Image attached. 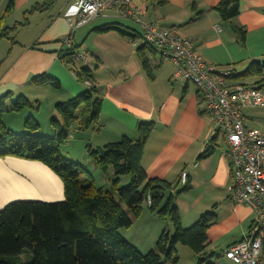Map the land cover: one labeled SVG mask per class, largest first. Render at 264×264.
I'll return each mask as SVG.
<instances>
[{
    "label": "crops",
    "instance_id": "0c3cea01",
    "mask_svg": "<svg viewBox=\"0 0 264 264\" xmlns=\"http://www.w3.org/2000/svg\"><path fill=\"white\" fill-rule=\"evenodd\" d=\"M221 1L167 0L163 7L147 0H132V4L144 12L148 21H154L163 29L176 28L180 36L191 39L208 64L231 68L233 76H237L251 62H264V0L240 1V14L235 24L246 31L244 43L237 40L214 10ZM9 2L0 0V20L7 16ZM74 3L75 0H54L49 6L45 0H14L12 12L2 23L7 32L0 38V98L12 94L14 100L23 95L41 110L42 97L49 93L47 108L52 117L57 103L88 90L70 77L67 66L59 58L63 51L59 42L69 33V24L76 21ZM197 12L202 16L192 21ZM14 15H22L24 22L10 21ZM114 21L99 18L78 29L74 35L79 51L90 56V61L80 68L89 70L90 82L99 91L102 106L98 121L87 131L77 132L75 125L69 129L68 133L73 131V134H69L67 143L80 144L81 155L68 158L83 165L100 187L92 174L99 170L89 162L87 147L100 149L123 137L136 140L139 124L153 123L154 130L141 159L147 177L173 184L175 190L172 192L176 193L183 188L180 179L187 170L191 189L175 201L182 227L190 228L204 214L214 213L216 222L207 231V258L213 264H234L224 252L247 236L254 214L250 208L236 205L231 199L232 170L226 142L217 135L196 86L175 81L173 65L160 54L145 52L149 59V76L137 57L140 41L116 30L91 33ZM119 21L124 25L120 26L122 30L141 33V27L133 21ZM96 22L101 23L93 26ZM20 31L25 39L13 34ZM2 47L6 48L3 53ZM43 75L57 80L61 89L36 87L31 83L33 78ZM233 76V86L254 87L264 78V73L263 77L248 79H233ZM49 88L54 92H49ZM259 109L264 107L245 110L246 126L264 133V120L257 118L255 113ZM213 138L216 139L211 143ZM211 144L213 153L200 158ZM105 174L100 188L109 189L114 175L112 170ZM122 180L123 177L121 183ZM64 200L62 181L42 163L0 158V211L19 201L52 204ZM131 231L142 236L129 237ZM164 231L173 232L170 220L159 218L145 205L141 216L128 230L127 241L141 253H147L155 248ZM176 255L179 257L177 264H197V257L187 247L178 245Z\"/></svg>",
    "mask_w": 264,
    "mask_h": 264
},
{
    "label": "trees",
    "instance_id": "16d2710c",
    "mask_svg": "<svg viewBox=\"0 0 264 264\" xmlns=\"http://www.w3.org/2000/svg\"><path fill=\"white\" fill-rule=\"evenodd\" d=\"M52 1L45 0V4L50 6ZM147 1L158 7L167 4V0ZM240 1L222 0L214 10L237 40L244 43L246 31L235 24L240 14ZM13 6L14 0H10L7 13ZM201 16L202 13L197 12L192 21ZM120 26L124 25L115 20L95 28L91 33L116 30L134 41L141 38L142 34L138 31L126 32ZM6 32L0 28V38L6 36ZM79 48L74 45L72 50L60 52L61 61L70 62ZM145 52H158L149 45H141L137 50L142 67L150 76L149 59ZM263 73L264 62L253 61L233 79L263 77ZM79 77L78 82L83 84L92 80L89 70L84 68H81ZM31 83L36 87L61 89L57 80L45 75L33 78ZM254 87L259 90L264 87V78ZM101 106L102 100L94 85L76 97L57 103L54 106L55 115L50 119L54 137L48 138L40 136L41 125L32 116L24 122V135L8 129L3 121L6 115L38 111L39 107L23 95L14 100L12 94L0 98V158L42 163L60 178L65 197L63 202L52 204L14 202L0 211V264H21L24 255L31 260L28 264H177L178 245L187 247L197 257V264H213L206 254L207 231L216 222V215L206 213L193 226L184 229L175 201L191 189L189 179L181 190L173 193V184L149 179L141 165L145 145L154 130L153 123L139 124L136 140L123 137L100 149L87 147L89 162L97 170L103 174L112 170L114 177L109 189L97 187L83 165L60 153V147L69 140V129L75 125L77 132L87 131L98 121ZM213 150L211 144L200 158L210 156ZM122 177H130L129 183L121 186ZM149 195L152 198L149 210L159 218L169 219L173 232L164 231L155 248L143 254L123 238L122 231L131 229L141 216Z\"/></svg>",
    "mask_w": 264,
    "mask_h": 264
},
{
    "label": "built area",
    "instance_id": "2783aa9c",
    "mask_svg": "<svg viewBox=\"0 0 264 264\" xmlns=\"http://www.w3.org/2000/svg\"><path fill=\"white\" fill-rule=\"evenodd\" d=\"M74 6L76 21L69 24V33L59 42L63 50H72L75 32L98 17L133 19L142 17L143 13L133 7L132 0H75ZM139 22L140 46L153 47L171 63L175 81L196 86L217 135L226 142L232 170L231 199L236 205L250 208L254 214L247 236L229 246L225 257L234 264H264V133L248 128L245 117V110L264 107L261 91L253 86H233V69L208 64L194 42L180 36L176 28L160 29L154 22ZM89 61V54L81 50L66 64L81 65ZM80 71V66L70 69L77 81ZM84 84L92 87L89 81ZM188 179L189 173L185 170L180 186H185ZM146 203L152 206L150 195Z\"/></svg>",
    "mask_w": 264,
    "mask_h": 264
},
{
    "label": "rangeland",
    "instance_id": "374dc122",
    "mask_svg": "<svg viewBox=\"0 0 264 264\" xmlns=\"http://www.w3.org/2000/svg\"><path fill=\"white\" fill-rule=\"evenodd\" d=\"M38 1V0H37ZM33 3H35V2H33ZM134 7V6H133ZM136 8V7H135ZM11 12H12V10H11ZM11 12H9V13H7V16L6 17H4V18H2V20H0V23L2 24V23H4V21L8 18V15H10V13ZM142 17H138V18H133V19H116V18H113V16H109V17H98V18H96V19H94L90 24H92L93 22H95L97 19H99V18H111V20H127V21H133L134 23H135V25H137V26H140L141 25V23L139 22V21H141L142 23H145V24H148V23H151V22H154V21H148L146 18H145V14H144V12L142 13V15H141ZM26 18H30V15H26ZM16 19H18L17 21H20V22H24V18L22 17V15H20V16H18V15H14L13 17H11V19H10V21L12 20V21H15ZM101 22H96L95 24H93V26L94 25H98V24H100ZM155 23V22H154ZM90 24H88V25H90ZM157 26H159L157 23H155ZM3 26H2V30H6V28H5V25L4 24H2ZM87 25V26H88ZM34 26L35 25H33V27L32 28H34ZM159 28L160 29H162L160 26H159ZM77 32V31H76ZM75 32V33H76ZM82 33V31H80L79 32V34H78V39H79V35ZM15 36H19L20 38H23V39H25L23 36H21L22 34H23V31H20V32H18V33H13ZM11 36H12V34H11ZM27 39V38H26ZM6 48H3L2 47V49H1V53H3L4 52V50H5ZM66 66H67V69H68V71H69V75H71L70 77H73L72 76V74L70 73V69L71 70H75L77 67H79L80 65L79 64H77V65H74V64H66V63H64ZM84 64V63H83ZM70 68V69H69ZM74 78V77H73ZM75 79V78H74ZM78 82V81H77ZM89 83L91 84V85H93L90 81H89ZM81 84H83V83H81ZM83 86H85V84H83ZM191 86L193 87V85L191 84ZM86 87V86H85ZM48 88V87H47ZM50 89V88H49ZM89 89H90V87H89ZM260 91H261V93H262V95H263V97H264V87H262V88H260ZM49 92H54L52 89H50V91ZM49 97H50V95H49V93L46 95V96H43L42 97V106H41V110H40V108H39V110L38 111H34V112H32V111H27V112H24V113H22V114H9V115H6L5 117H4V119H3V121H4V124H5V126L8 128V129H10V130H12L13 132H15V133H17V134H19V135H24L25 133H26V131L24 130V128H23V125H24V122H25V120L29 117V116H32V117H34V119H36L39 123H40V125H41V129H40V131H39V134H40V136H42V137H48V138H52V137H54L53 135H54V131L52 130V129H50V119H51V116H49V111H48V108H47V106H48V103H49V101H50V99H49ZM10 104V103H9ZM34 104V103H33ZM255 113H256V116H257V118H259V119H262V120H264V109H259V110H256L255 111ZM54 115H55V112H54ZM23 133V134H22ZM71 133V135L73 134V131L72 132H70ZM69 133V134H70ZM76 141V140H75ZM74 141H71L69 144L68 143H66V144H64V145H62L61 147H60V153L65 157V158H67V159H69L68 157H72V155H81V146H80V144H78V143H73ZM94 176H95V178L97 179V183H99V186L101 187L102 186V175L104 176H106V174H103L102 172H100V171H98V172H94V173H92ZM129 181H130V177H123V180H122V183H121V186H124V185H126L127 183H129ZM98 185V184H97ZM105 189H107V188H105ZM158 222V221H157ZM136 230V229H135ZM127 232H128V230H123V233H122V236H123V238L125 239V240H127ZM134 232V233H133ZM148 232H150V231H148ZM136 233V231H131V234H128V235H130L129 237H138V236H142V235H134ZM134 238H132V240H134ZM135 241V240H134ZM145 254H147L146 252H144ZM143 253V254H144ZM30 258L28 257V255H24V256H22V259H21V264H28V263H30Z\"/></svg>",
    "mask_w": 264,
    "mask_h": 264
},
{
    "label": "bare ground",
    "instance_id": "6f19581e",
    "mask_svg": "<svg viewBox=\"0 0 264 264\" xmlns=\"http://www.w3.org/2000/svg\"><path fill=\"white\" fill-rule=\"evenodd\" d=\"M213 139H215V138H213ZM212 141V140H211ZM236 244V243H235Z\"/></svg>",
    "mask_w": 264,
    "mask_h": 264
}]
</instances>
